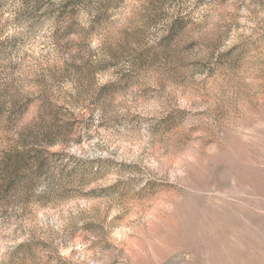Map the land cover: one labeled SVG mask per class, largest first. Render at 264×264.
Masks as SVG:
<instances>
[{"label": "rangeland", "instance_id": "374dc122", "mask_svg": "<svg viewBox=\"0 0 264 264\" xmlns=\"http://www.w3.org/2000/svg\"><path fill=\"white\" fill-rule=\"evenodd\" d=\"M0 264H264V0H0Z\"/></svg>", "mask_w": 264, "mask_h": 264}]
</instances>
